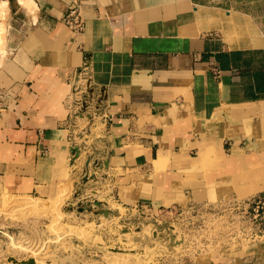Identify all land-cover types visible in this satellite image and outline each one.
Segmentation results:
<instances>
[{"label": "crops", "instance_id": "0c3cea01", "mask_svg": "<svg viewBox=\"0 0 264 264\" xmlns=\"http://www.w3.org/2000/svg\"><path fill=\"white\" fill-rule=\"evenodd\" d=\"M8 2L0 188L51 198L57 159L80 145L73 184L109 162L108 203L177 222L184 252L151 264H264V243L203 263L189 228L194 209L264 196V0Z\"/></svg>", "mask_w": 264, "mask_h": 264}, {"label": "rangeland", "instance_id": "374dc122", "mask_svg": "<svg viewBox=\"0 0 264 264\" xmlns=\"http://www.w3.org/2000/svg\"><path fill=\"white\" fill-rule=\"evenodd\" d=\"M18 3L20 4V1ZM8 15V11L0 15L5 38ZM5 45L6 40L3 46L4 56L0 59V72L9 61ZM2 79L3 75L0 74V83ZM2 93L0 92V96L6 98ZM92 124L93 121L88 126L91 127ZM72 146L77 151L76 155L67 152L57 159L51 198L29 199L31 196L16 195L9 189L0 188V264H13L9 262L10 258L19 261L34 258L36 264H151L159 255L176 256L184 252L179 246L173 251L168 249L169 238L165 241L154 235L156 226H173V223H177L173 222L174 219L168 218L165 214L154 216L140 215L136 212L130 214L125 209L108 203L105 194L97 188L100 186L101 178L97 177L98 172L95 173L93 164L90 167V176L95 175L100 181H90L89 187L73 184L71 171L82 153V148L80 145ZM79 182L81 183V180ZM76 190L105 202L107 209L118 212L120 218L67 212V207L77 204L74 199ZM123 219L135 221L123 226L121 224ZM209 222L215 244L200 256L199 260L203 263L224 257L229 246L226 237L228 229L232 222L235 225L233 217L227 213L210 218ZM241 225L243 224L236 227L235 235L238 238L235 239L234 245L242 241L239 240L243 238L241 235L243 232L238 229ZM124 227L128 229L126 234L122 231ZM231 231L233 232V227ZM178 242H181L180 236ZM234 249L229 253L232 254ZM191 251L194 254L192 249Z\"/></svg>", "mask_w": 264, "mask_h": 264}, {"label": "built area", "instance_id": "2783aa9c", "mask_svg": "<svg viewBox=\"0 0 264 264\" xmlns=\"http://www.w3.org/2000/svg\"><path fill=\"white\" fill-rule=\"evenodd\" d=\"M63 22L68 27L71 33L78 34L83 30V22L79 13L78 6L76 5L73 9H71L63 18ZM81 79V78H80ZM75 84V94L79 95L80 93H85L80 95L78 99L79 107L88 109L90 105H88V93L90 86L84 87L79 86V80ZM87 80V78H83ZM82 96V97H81ZM6 101L4 96H0V112L5 109ZM196 212L193 215L194 220L189 221V228L191 230V240L190 246L194 251V256H201L208 251V248L215 244V238L212 237L213 230L210 225V218H216L220 214L227 213L229 216H232L235 222L230 224V228L228 229V233L226 237L228 238L229 246L227 248V253L231 252L233 247L235 250L242 248L243 246L255 243H264V196H256L248 199H238V198H229L223 199L217 204L207 205L204 207H200L198 209H194ZM237 223V224H236ZM239 231H242L241 235H243L242 239H238V244L234 245L235 239L238 238L235 235L237 225ZM233 227V232L231 231ZM173 232L175 231V227L173 226ZM174 236V235H173ZM176 240L177 237H175ZM182 244L184 242V237L181 238ZM176 249V248H175ZM230 254V253H229Z\"/></svg>", "mask_w": 264, "mask_h": 264}, {"label": "water", "instance_id": "95a60500", "mask_svg": "<svg viewBox=\"0 0 264 264\" xmlns=\"http://www.w3.org/2000/svg\"><path fill=\"white\" fill-rule=\"evenodd\" d=\"M76 149L72 148L69 153L76 155ZM64 156V154H61L60 157ZM109 162H105V164H101L98 161H93L92 159H89L86 162L85 168L81 175V183L79 182L77 186H88L90 181L98 182L100 181L97 179V177L94 175L90 176V167L93 164V168L95 173L99 170L108 169ZM81 184V185H80ZM89 187V186H88ZM80 188V187H78ZM74 199L76 201V205H70L67 207V212H77L79 215H90L93 214L94 216H104L106 218L114 216L116 218H120V214L118 212L111 211L107 209V204L105 202L98 201L97 199L93 198L92 196H87L81 191H75ZM135 219L133 220H121V224L123 226H127L129 223H133ZM91 222V220H90ZM173 226L171 225H165V226H156V231L154 232L155 237L162 238L163 240H167L169 238V243L167 244L168 249L174 250L177 246L182 245V241L178 242L176 238L172 235ZM123 233H128V229L126 227L123 228ZM9 262L13 264H36V260L34 258H30L28 260L19 261L14 258H10Z\"/></svg>", "mask_w": 264, "mask_h": 264}, {"label": "bare ground", "instance_id": "6f19581e", "mask_svg": "<svg viewBox=\"0 0 264 264\" xmlns=\"http://www.w3.org/2000/svg\"><path fill=\"white\" fill-rule=\"evenodd\" d=\"M20 5H22L25 9L32 10L34 7V2L33 0H19ZM35 9V8H34ZM9 2L7 0H3L0 2V15L5 14L6 11L9 13ZM5 30H3V24L1 23V16H0V59L3 58L4 53H3V46L5 43Z\"/></svg>", "mask_w": 264, "mask_h": 264}]
</instances>
